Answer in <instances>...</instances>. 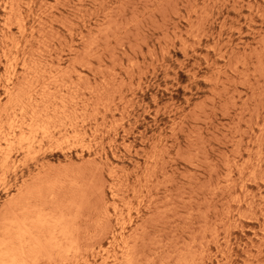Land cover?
<instances>
[{
    "label": "rangeland",
    "instance_id": "374dc122",
    "mask_svg": "<svg viewBox=\"0 0 264 264\" xmlns=\"http://www.w3.org/2000/svg\"><path fill=\"white\" fill-rule=\"evenodd\" d=\"M0 113V264H264V0H0Z\"/></svg>",
    "mask_w": 264,
    "mask_h": 264
},
{
    "label": "bare ground",
    "instance_id": "6f19581e",
    "mask_svg": "<svg viewBox=\"0 0 264 264\" xmlns=\"http://www.w3.org/2000/svg\"><path fill=\"white\" fill-rule=\"evenodd\" d=\"M16 4V3H15ZM33 4H34V2H33ZM12 5V4H11ZM18 5V4H17ZM30 5V4H29ZM25 6V5H24ZM28 6V5H27ZM10 9L11 10H13L11 7H10ZM10 11V10H9ZM14 11V10H13ZM18 12V11H17ZM11 13V12H10ZM9 15V14H8ZM22 16V15H21ZM17 19V18H16ZM6 20V19H5ZM20 20V19H19ZM8 22V21H7ZM18 22V21H17ZM9 23V22H8ZM5 24H6V22H5ZM7 26V25H6ZM5 54V53H4ZM24 63V62H23ZM50 64V63H49ZM16 65V64H15ZM27 65V64H26ZM263 65V64H262ZM258 66H259V64H258ZM261 67V66H260ZM53 69L55 68V67H52ZM256 68V67H255ZM38 71V70H37ZM37 71H36V75H37ZM261 71V70H260ZM76 72H77V70H76ZM79 72V71H78ZM262 72V71H261ZM115 73V72H114ZM34 74H35V72H34ZM65 74V73H64ZM53 75V74H52ZM58 75V74H57ZM37 76H39V75H37ZM42 76V75H41ZM40 76V77H41ZM12 77V76H11ZM63 79V78H62ZM61 79V80H62ZM65 81V80H64ZM63 81V82H64ZM8 82V81H7ZM61 82V81H60ZM62 84V83H61ZM64 84V83H63ZM69 84V83H68ZM79 84V83H78ZM71 85H73V83L71 84ZM75 85V84H74ZM18 86V85H17ZM65 86H66V84H65ZM42 88V87H41ZM65 88V87H64ZM45 89V88H44ZM7 90V89H6ZM10 90V89H9ZM8 90V91H9ZM46 90V89H45ZM50 90V89H49ZM51 91V90H50ZM54 91V90H53ZM69 91H71V90H69ZM75 91V90H74ZM16 92V91H15ZM20 92V91H19ZM6 94V93H5ZM38 94V93H37ZM36 94V95H37ZM44 95H46V94H44ZM73 95V94H72ZM10 96V95H9ZM49 96V95H48ZM62 97V96H61ZM32 98V97H31ZM46 98V97H45ZM64 98V97H63ZM62 98V99H63ZM47 99V98H46ZM54 99V98H53ZM92 99V98H91ZM27 100V99H26ZM45 100V99H44ZM66 100V99H65ZM40 101V100H39ZM47 101H49V100H47ZM58 101V100H57ZM12 102H13V100H12ZM26 102V101H25ZM42 102V101H41ZM59 102H60V100H59ZM71 102H72V100H71ZM91 102V101H90ZM99 102V101H98ZM11 104V103H10ZM16 104V103H15ZM35 104H37V102L35 103ZM5 105V104H4ZM46 105V104H45ZM35 106H37V105H35ZM96 106H98V105H96ZM14 107V106H13ZM12 108V107H11ZM45 109V108H44ZM1 110H3V109H1ZM5 110V109H4ZM12 110V109H11ZM50 110V109H49ZM20 111V110H19ZM32 111V110H31ZM94 111V110H93ZM98 111V110H97ZM23 112V111H22ZM21 112V113H22ZM63 112H65V110L63 111ZM76 112V111H75ZM94 112H96V111H94ZM5 113V112H4ZM24 113V112H23ZM34 113V112H33ZM72 113V112H71ZM1 114V113H0ZM27 114V113H26ZM22 115V114H21ZM24 115V114H23ZM27 116V115H26ZM31 116V115H30ZM35 116V115H34ZM58 116V115H57ZM72 116V115H71ZM37 117V116H36ZM52 117V116H51ZM92 117V116H91ZM96 117V116H95ZM8 118V117H7ZM22 118V117H21ZM33 118V117H32ZM56 118V117H55ZM76 118V117H75ZM31 119V118H30ZM36 119V118H35ZM41 119V118H40ZM71 119V118H70ZM81 119V118H80ZM19 120V119H18ZM88 120V119H87ZM25 121V120H24ZM56 121V120H55ZM77 121V120H76ZM21 123V122H20ZM24 123V122H23ZM26 123H27V121H26ZM30 123V122H29ZM66 123V122H65ZM18 124H19V122H18ZM32 124H33V122H32ZM34 124H35V122H34ZM33 124V125H34ZM81 124H82V122H81ZM15 125V124H14ZM13 125V126H14ZM41 125V124H40ZM45 125V124H44ZM20 126V125H19ZM22 126V125H21ZM25 126V125H24ZM29 126V125H28ZM39 126V125H38ZM62 126V125H61ZM9 127V126H8ZM15 127V126H14ZM37 127V126H36ZM264 127V126H263ZM3 128V127H2ZM19 128H21V127H19ZM18 128V129H19ZM38 128V127H37ZM56 128H57V126H56ZM47 129V128H46ZM54 129V128H53ZM59 129V128H58ZM98 129V128H97ZM21 130V129H20ZM23 130V129H22ZM44 131V130H43ZM55 131V130H54ZM65 131V130H64ZM75 131V130H74ZM263 131V130H262ZM21 132V131H20ZM50 132V131H49ZM49 132H47L48 134H49ZM264 132V131H263ZM4 133V132H3ZM73 133H75V132H73ZM96 133H97V131H96ZM260 133V132H259ZM5 134V133H4ZM8 134V133H7ZM36 134V133H35ZM60 134H62V133H60ZM59 134V135H60ZM86 134V133H85ZM262 134V133H261ZM53 135V134H52ZM77 135V134H76ZM51 136V135H50ZM70 136V135H69ZM85 137V136H84ZM7 138V137H6ZM64 138V137H63ZM74 138V137H73ZM79 139V138H78ZM10 140V139H9ZM67 140V139H66ZM12 141H14V140H12ZM40 141V140H39ZM76 141V140H75ZM11 142V141H10ZM64 142V141H63ZM14 143V142H13ZM261 143V142H260ZM10 144V143H9ZM41 144V143H40ZM97 144V143H96ZM59 145V144H58ZM39 146H41V145H39ZM75 146V145H74ZM27 147V146H26ZM42 148V147H41ZM39 149V148H38ZM30 150V149H29ZM41 150V149H40ZM88 150V149H87ZM11 152V151H10ZM36 152H37V150H36ZM34 153V152H33ZM8 156V155H7ZM34 157V156H33ZM8 158H9V156H8ZM8 158L5 160V161H7L8 160ZM248 160V159H247ZM23 162V161H22ZM246 162H248V161H246ZM245 163V162H244ZM7 169V168H6ZM14 170V169H13ZM247 178V180L249 181V179H248V177H246ZM249 178H251V177H249ZM253 179V178H252ZM250 182V181H249ZM248 183V182H247ZM241 187V186H240ZM239 187V188H240ZM236 202V201H235ZM239 202V201H238ZM249 203V202H248ZM46 213V212H45ZM129 213V212H128ZM229 214V213H228ZM239 216V215H238ZM41 218V217H40ZM27 229V228H26ZM24 233V232H23ZM19 234V233H18ZM31 234V233H30ZM25 235V234H24ZM4 245V244H3ZM21 245V244H20ZM5 246V245H4ZM1 247V246H0ZM3 247V246H2ZM8 247V246H7ZM22 248V247H21ZM15 250V249H14ZM5 253L4 254H6V251H4ZM8 253V252H7ZM12 253V252H11ZM10 253V254H11ZM6 256H7V254H6ZM5 256V257H6ZM13 256V255H12ZM15 256H13V258H14ZM8 258H11V257H8ZM12 261H14L13 259H11ZM10 260V261H11ZM24 261V260H23ZM178 261V260H177ZM25 263V262H24ZM23 263V264H24ZM36 263V262H35ZM115 263V262H114ZM18 264V263H17ZM176 264V263H175ZM180 264V263H179Z\"/></svg>",
    "mask_w": 264,
    "mask_h": 264
}]
</instances>
